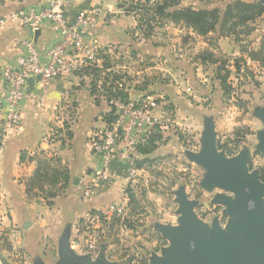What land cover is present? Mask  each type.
Here are the masks:
<instances>
[{"label": "crops", "instance_id": "crops-1", "mask_svg": "<svg viewBox=\"0 0 264 264\" xmlns=\"http://www.w3.org/2000/svg\"><path fill=\"white\" fill-rule=\"evenodd\" d=\"M59 1L68 22L79 13L96 20L95 11L107 14L108 19L86 29L90 37L99 41L103 57L100 64L87 73L55 78L46 85L32 79L27 82L26 91L33 97L23 103L19 127L9 132L0 144V264H59L66 233L70 252L77 258L88 256L76 243V224L89 212L120 199L122 188L128 182L131 161L116 156L106 177L98 176L100 162L91 150L90 138L104 124L103 119L110 111L101 87L107 75L121 76L118 79L124 80V90L134 98L150 95L151 115L162 124V142L155 149V156L167 155L180 145L175 137L165 142L171 130L169 126L172 122L188 125L193 119L191 116L201 109L199 106L213 110V114L207 111V115L213 117L216 136L221 132V125L228 132L239 120L230 121L233 115L225 114L219 116L224 120L216 121L213 115L218 116L219 111L225 110V97L215 77L216 64H203L196 59L197 54L207 49L215 57L226 52L238 55L232 39L218 37L217 30L200 36L182 24L165 19L153 23L150 35L143 37L138 28V10L128 9L140 0ZM230 1L211 0L207 6L223 7ZM45 2L0 0V18L19 8H41ZM186 4L206 6L205 1L198 0ZM258 30L249 38L253 39L256 34L257 37ZM38 32L35 36V32L11 21L3 25L0 28V68L13 61L19 51V40L34 38L42 49L57 38L56 29L49 23ZM210 39L215 45H209ZM126 54L129 60L122 61ZM205 81H211V85ZM188 86L193 92L186 90ZM241 119L245 122L243 116ZM251 119L256 132L264 128L257 116ZM21 154L25 155L24 159ZM38 156L58 158L69 171L67 186L53 198L26 193L25 180L35 170ZM87 186L89 194L84 197L83 188ZM116 230L121 233L119 228Z\"/></svg>", "mask_w": 264, "mask_h": 264}, {"label": "rangeland", "instance_id": "rangeland-1", "mask_svg": "<svg viewBox=\"0 0 264 264\" xmlns=\"http://www.w3.org/2000/svg\"><path fill=\"white\" fill-rule=\"evenodd\" d=\"M193 1L195 0H183L184 3ZM204 1L207 0H198V2L202 3ZM201 7L203 6L201 5ZM262 16L254 22L255 28L249 34L240 33L236 37L237 39L233 36L228 37L237 46L238 55L226 52L218 54L217 58H224L227 64L235 57L245 56L247 51L257 50L261 36L264 33V18L262 19ZM256 29H259V37H255L256 34L253 39L249 38ZM208 43L209 45H215L212 39ZM128 55H123L122 61H128ZM261 66L263 68L255 73L251 72L252 74L245 81H232L235 86L233 92L223 101L225 110L222 113L219 111L217 113L218 116L213 115L217 119L216 121L219 122L224 120L220 119V117L225 114L227 117L233 115L230 121L239 119L237 125L231 131L226 132V127L221 125V132H218L216 136L217 149L223 151L228 158H231L242 149L247 148L250 155L247 163L248 170H256L260 177L264 176V149L259 150L257 148L258 138L255 123L253 124L249 120L255 117L254 110L261 107L264 103V65ZM208 83L210 86L211 81H205V84ZM199 84L202 83L200 82ZM210 88L213 87L211 86ZM185 92L187 95L188 92ZM189 92H193V90L191 89ZM190 98L192 99L193 97L191 96ZM199 107L201 109H197L195 116H191L193 119L190 120L188 125H183L180 122L178 124L175 122L177 125H174L172 122L171 126H169L171 130L169 135L165 137V142L167 143L175 137L180 140V145L176 146L171 153L162 155L153 163L145 164L142 167L143 172L140 177L142 181L141 184L136 186V189L142 193L141 200L138 204L129 205V218L121 223L112 222L109 228L105 226V221H101L98 224L100 226L99 231L103 230V232L99 237L96 236L99 238V242L96 245L95 253H89L82 246L80 247L88 255L85 258L87 262L150 264L151 256L153 254L160 256L161 250L170 244L168 240L162 237L156 226L167 225L176 227L179 225V214L177 211L180 208L178 202V193L180 191L184 192L188 200L195 202L196 205L193 208V212L197 219L209 227L216 219L221 229L225 232L227 231V223L232 216L224 212V204L214 202V200L217 195L227 196L232 199L235 197V192L217 186L211 189L205 188L201 182L206 170L193 162L188 156V153L200 152V138L205 129V119L209 118L212 120L213 118L212 115H207V111L213 114V110H209L210 107L207 110L204 106ZM242 116L245 122L241 121ZM159 131L161 132L162 129L159 128ZM97 228L95 225V228L91 229L94 230V234H98ZM117 228H119L121 233L116 230ZM79 232L80 230L77 232L78 235H80ZM91 237L93 240L97 239L96 237ZM83 238L84 234L81 236V240ZM76 239L78 240V238ZM94 255H97L95 256L96 259Z\"/></svg>", "mask_w": 264, "mask_h": 264}, {"label": "built area", "instance_id": "built-area-1", "mask_svg": "<svg viewBox=\"0 0 264 264\" xmlns=\"http://www.w3.org/2000/svg\"><path fill=\"white\" fill-rule=\"evenodd\" d=\"M98 17L79 13L72 22H68L63 14L59 0H46L41 8L28 6L19 8L8 16L0 18V28L8 21L35 32L44 24L49 23L57 31V38L50 45L39 48L34 38H24L18 41V53L12 62L0 68V144L4 137L14 131L21 124V109L27 98L33 97L26 91L28 80L32 79L39 84L46 85L52 79L67 78L85 72L100 64L103 50L99 41L87 34V28L95 23L108 19L107 14L95 11ZM109 51V48H108ZM247 69L255 73L263 68L257 61L244 57ZM230 71L228 82L234 88L233 80L245 81L243 73H237L233 60L226 64ZM113 82L112 77L107 78V83ZM123 79H117L114 84L123 87ZM192 87L188 86L187 91ZM233 92V91H232ZM108 105L112 117L103 119L104 124L97 128L91 135V150L99 159L100 169L98 176L106 177L111 161L118 156L120 159H131L128 166V182L122 188V195L118 201L109 202L104 206L89 212L87 216L76 224L77 245L85 250L94 252L99 242L101 221L110 227L112 222H124L129 218L130 197L127 187H136L141 184L142 168H137L131 158L130 152H135L139 144H144L146 139L161 128V120L151 115L152 100L150 95L134 98L130 94L124 99L113 96ZM120 146V149H116ZM90 188H83V196L87 197ZM115 224V223H114ZM95 225L98 234H94ZM80 230L79 234H77ZM84 238L81 240V236ZM97 239H92V237Z\"/></svg>", "mask_w": 264, "mask_h": 264}, {"label": "water", "instance_id": "water-1", "mask_svg": "<svg viewBox=\"0 0 264 264\" xmlns=\"http://www.w3.org/2000/svg\"><path fill=\"white\" fill-rule=\"evenodd\" d=\"M38 33L36 30L35 36ZM254 115L264 125V108H256ZM257 138V148L263 150L264 128L257 131ZM200 140V152L188 156L206 170L201 184L207 189L217 186L235 192L232 199L217 195L214 200L224 204V212L232 216L227 231L221 229L216 219L211 227L197 219L193 212L195 202L180 191L179 225L156 226L170 244L161 250L160 256L153 254L150 264H264V180L256 170H248L249 150L244 148L228 158L217 149L214 124L209 118L205 119ZM87 257L77 258L70 252L66 233L59 264H82Z\"/></svg>", "mask_w": 264, "mask_h": 264}, {"label": "trees", "instance_id": "trees-1", "mask_svg": "<svg viewBox=\"0 0 264 264\" xmlns=\"http://www.w3.org/2000/svg\"><path fill=\"white\" fill-rule=\"evenodd\" d=\"M143 0L129 6L128 9L138 10L140 17L138 18V28L143 37H148L153 28V23L160 19L169 20L174 24H182L185 27L192 29L196 34L206 36L210 32L218 31V37L233 36L235 39L240 33L249 34L253 30L254 22L264 15V3L260 0H232L223 7H208L207 4L211 0L205 1L206 6L203 7L186 4L183 0ZM244 45V44H242ZM246 45V44H245ZM244 57L259 62L264 65V33L260 39V45L257 50H250L246 55L235 57L233 66L237 73H243L246 77L252 73L247 69ZM196 59H199L203 64L214 63L215 77L220 83L225 98L229 97L233 91L232 86L228 82L230 71L226 68V60L221 57H215L208 50H204L197 54ZM91 69V68H90ZM90 69H86L87 73ZM112 77L113 82L103 81L101 84L104 95L107 101L113 96H118L122 99L128 96L125 88H118L114 81L120 78L115 74L106 76ZM112 117L111 112L105 116V120ZM162 142V134L159 130L154 131L145 141L144 144H139L136 147L134 154H131L134 165L137 168H142L145 164H151L160 155H154L155 149ZM25 155L21 154V159ZM36 168L32 175L26 178L25 188L29 196H37L41 194L45 198H53L59 194L67 186L69 181V171L61 164L58 158H47L45 156L37 157ZM54 161V164L52 163ZM264 180V176L261 177ZM130 197V204H138L142 193L136 187H127ZM131 226V223L129 222Z\"/></svg>", "mask_w": 264, "mask_h": 264}, {"label": "flooded vegetation", "instance_id": "flooded-vegetation-1", "mask_svg": "<svg viewBox=\"0 0 264 264\" xmlns=\"http://www.w3.org/2000/svg\"><path fill=\"white\" fill-rule=\"evenodd\" d=\"M82 264H86V262H83Z\"/></svg>", "mask_w": 264, "mask_h": 264}]
</instances>
